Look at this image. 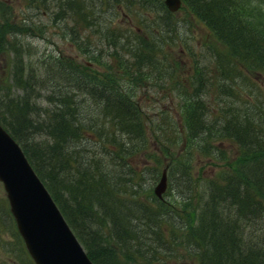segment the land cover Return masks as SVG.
I'll use <instances>...</instances> for the list:
<instances>
[{
    "label": "trees",
    "instance_id": "trees-1",
    "mask_svg": "<svg viewBox=\"0 0 264 264\" xmlns=\"http://www.w3.org/2000/svg\"><path fill=\"white\" fill-rule=\"evenodd\" d=\"M61 1L66 10L58 5L56 13L73 19L76 42L89 55L85 63L62 54L33 57L21 35L11 38L4 31L10 18L0 7V52L7 56L0 122L21 145L94 264H264V90L257 83L264 76V0H182L185 18L202 21L214 44L221 99L214 112L205 99L210 78L202 59L194 60L190 81L172 82L184 62L165 46L175 37H166L160 22L158 34H142L147 18L144 29L133 31L114 30L106 22V33L99 35L106 6L112 12L118 8L115 0L113 5L111 0ZM116 2L131 8L142 0ZM14 23L20 33L30 32L27 22ZM85 28L91 31L84 36L80 29ZM94 31L99 43L104 40L101 47L90 40ZM110 48L108 58L102 51ZM187 51L192 55L194 49L187 44ZM95 62L103 71L91 70ZM168 79L180 99L176 121L164 108L148 122L137 93L143 83ZM154 87L164 91L163 84ZM180 138L187 144L175 152ZM224 140L236 145L230 168L201 174L193 161L227 159ZM77 141H85L82 150L71 148ZM146 159L154 161L152 168ZM164 167L168 186L159 198L143 176H158Z\"/></svg>",
    "mask_w": 264,
    "mask_h": 264
},
{
    "label": "rangeland",
    "instance_id": "rangeland-1",
    "mask_svg": "<svg viewBox=\"0 0 264 264\" xmlns=\"http://www.w3.org/2000/svg\"><path fill=\"white\" fill-rule=\"evenodd\" d=\"M63 2L64 1L61 0H48V5H46L45 2L41 0H0V7H3L9 13L10 18V21L8 23H5L4 31L11 38H19V36L21 35V37H23V42L32 48L34 52L32 55L37 59L38 56L41 57L42 55L52 53L55 55H69L72 56L77 62L85 63V60L89 59V55L86 53V46L84 44L79 46L76 42V38L73 35V33H75V31H73V27L77 26H75L73 19H71L69 15L65 16V13H62L63 18L59 16L61 15V13H59V15L56 13L57 5H59V7L62 6V10H66V6ZM111 2L113 5V0H111ZM158 2L160 1L142 0V3L139 4L137 2L130 8L127 7L125 3L117 4L115 0V5L118 8L114 10V12H112L111 6H106L105 9L107 10V13L102 20L103 23H101V30L99 31V35L106 33V22L107 25H110L114 30H116L117 28L119 29V31H121V29H129V31H133L137 29H144L143 24L147 22V18H149V21L147 22L148 26H146V28L142 31V34L146 35V33H151V30H153L154 34H158L156 26L160 22L163 29L161 32H164V35L166 37H175V43L171 47L169 46V44H166L165 46L167 48H170L169 51L171 50V54L174 58H179L184 62L176 68L172 82L182 85L184 84V82L187 83V81H190L191 75L196 73L194 68V60L202 59L201 62L203 63L205 68L203 70L204 72H206V76L210 78V87L205 93V99L208 102L210 110H213V112L217 111V108L221 105L220 94H217V83L218 77L220 76L218 75V71H216L217 68L215 67L213 55L214 48H210V46L214 45L213 41L212 39L207 38V27L202 21L198 19L190 18L187 20L181 8L174 11V17L169 16L164 11V9L161 8L160 3ZM109 11H111V13ZM71 12L72 11L69 10V13ZM14 22H17L19 24L21 22H27V26H30L28 30L30 32H28L27 34L20 33L17 25ZM22 26H24V24H22ZM81 30L82 29H80L82 35L85 36L86 34L90 33L91 28H85L82 31ZM176 35H178V37H176ZM90 38L92 42L93 40H95L94 43L96 41L97 43H99L100 36L97 35V31H94ZM184 40H187L188 43H186V41ZM103 42L104 40L101 37V43ZM97 43H95L96 46L93 45V43L92 45L97 47ZM101 43H99V47H101ZM187 44H189L194 49L192 55L189 51H187ZM88 48H91V46H88ZM110 51H112V48H110L109 52L103 50L102 53L105 54L106 57L110 58L111 56L107 55L108 53H110ZM97 52H100V50H97ZM118 52L123 54L120 49ZM127 56L130 57V55ZM6 61L7 56L0 52V78L2 77V74L5 73L4 71ZM93 69L103 71L101 66L97 65L96 63L91 65V70L93 71ZM166 73L167 72H165V74ZM100 80L102 79H99V82H101V84L103 85L105 82ZM120 83L127 84L128 82L125 83L121 81ZM156 83H160L161 85L163 84L162 88L164 89L162 90L164 91H160L159 89L157 90V88L154 87V84L157 85ZM257 83L264 90L263 75L258 78ZM90 86L92 85L90 84ZM142 86L139 93H137V97L139 98V102L143 110L146 112L148 122H150L152 119H158V115H162L160 113V109L164 108L170 110L171 113L175 115L173 116V120L176 121L175 118L177 117L178 111L180 109L178 106L180 99L175 94V91L171 90V81L169 79L160 80L159 82L155 83L152 81L149 82V84L143 83ZM243 93L244 95H246L245 91H243ZM178 100L179 102H177ZM217 100L218 102H216ZM107 123L109 124V122ZM223 143L226 145L227 159H216L215 164H213L214 159H210L208 157H201L197 162L193 161L194 167L197 170L200 169L201 174L210 176L221 167L226 168L228 166L230 168V166L227 164L228 161H230L231 158L235 156L236 145H233L229 140H224ZM84 144L85 141H77L76 143H71V148H81L82 150ZM182 144L183 143L180 138L173 150L175 152L181 151L180 146ZM186 144L187 142L184 146L182 145L183 149L185 148ZM153 145L156 146V144L154 143ZM66 149L69 150L70 148L66 147ZM144 161L150 165L147 167L152 168L151 165L154 164V161L152 159H146ZM165 161L167 162L166 158ZM55 163H58L56 159ZM144 164L145 163H141V165ZM160 174L161 172L158 176L154 175V177H157L155 178V180L152 173H145V175L143 176V181L145 180L144 182L146 183V186L151 185L153 187L159 180ZM127 177L129 178L130 176ZM177 180L178 179H176V181ZM17 240L21 245L20 250L16 248L18 247ZM184 260V258H180L179 261L183 262ZM185 262L190 263L188 260H186ZM168 263L177 264L172 260H170ZM0 264H34L31 256L25 248L22 237L17 230L15 220H13L9 214V203L6 198L5 190L1 181Z\"/></svg>",
    "mask_w": 264,
    "mask_h": 264
},
{
    "label": "water",
    "instance_id": "water-1",
    "mask_svg": "<svg viewBox=\"0 0 264 264\" xmlns=\"http://www.w3.org/2000/svg\"><path fill=\"white\" fill-rule=\"evenodd\" d=\"M172 11L182 0H164ZM166 173L155 190L166 188ZM0 181L34 264H94L19 142L0 122Z\"/></svg>",
    "mask_w": 264,
    "mask_h": 264
},
{
    "label": "bare ground",
    "instance_id": "bare-ground-1",
    "mask_svg": "<svg viewBox=\"0 0 264 264\" xmlns=\"http://www.w3.org/2000/svg\"><path fill=\"white\" fill-rule=\"evenodd\" d=\"M163 1V4H164V6H165V8L169 11V12H173L171 9H169L168 7H167V5L165 4V1L164 0H162ZM44 2H45V4L46 5H48V0H44ZM43 3V2H42ZM41 3V4H42ZM40 4V5H41ZM45 6V5H44ZM58 6V5H57ZM181 6H182V4H181ZM49 7V6H48ZM44 8V7H43ZM158 53V52H157ZM158 55V54H157ZM94 61V60H93ZM163 61V60H162ZM96 63V62H95ZM94 63V64H95ZM99 64V63H98ZM101 66V65H100ZM102 67V66H101ZM88 71V70H87ZM151 72V71H150ZM93 73V72H92ZM88 74V73H87ZM117 77H120V75H117ZM137 77V76H136ZM142 78V77H141ZM129 79V78H128ZM137 79V78H136ZM133 80H134V78H133ZM138 81H139V79H137ZM141 80V79H140ZM133 83H134V81H133ZM141 83H142V81H141ZM185 83V82H184ZM139 84V83H138ZM158 84V83H157ZM130 84H127V86H129ZM132 85V84H131ZM182 85H184V84H182ZM137 86V85H136ZM190 86V85H189ZM160 87V86H159ZM182 87V86H181ZM180 88V87H179ZM149 89V88H148ZM126 91L127 92H129L131 95H132V93H134V89H131V90H129L128 89V87H126ZM134 96V95H133ZM50 99V98H49ZM52 107V106H51ZM49 108V107H48ZM162 116V115H161ZM92 122V121H91ZM98 122V121H97ZM132 122H134V121H132ZM141 123V122H140ZM94 124H95V122H94ZM137 124V123H136ZM135 124V125H136ZM103 126H105V125H103ZM92 127V126H91ZM96 126H94V128H95ZM105 128V127H104ZM104 128H103V130H104ZM106 129V128H105ZM117 130V129H116ZM95 131V130H94ZM137 131V130H136ZM98 132V131H97ZM88 133V132H87ZM82 134H84V133H82ZM97 134V133H96ZM106 135V134H105ZM87 136V135H86ZM98 136H101V135H98ZM40 137V136H39ZM102 137V136H101ZM88 138V137H87ZM134 138V137H133ZM86 139V138H85ZM138 139V138H137ZM136 139V140H137ZM102 142V141H101ZM126 158V157H125ZM165 170V173H166V176H165V178H166V183H168V175H167V168L166 167H164L163 169H162V171H161V174H160V177H159V180L156 182V184H155V186H154V189H153V192H154V194L157 196V197H159V198H162L163 197V195H164V193H165V191H166V189H167V186H168V184L166 185V188H165V190L161 193V196H158L157 194H156V190H155V188H156V186H157V184L159 183V181H160V179H161V176H162V173H163V171ZM39 176V175H38ZM40 177V176H39ZM41 179V178H40ZM43 182V181H42ZM44 183V182H43ZM45 184V183H44ZM46 186V185H45ZM48 189V188H47ZM62 193L63 194H65V195H68L69 194V191L68 190H65L64 192H63V190H62ZM5 194H6V192H5ZM51 194V193H50ZM52 195V194H51ZM64 195V197H66ZM53 197V196H52ZM6 198H7V196H6ZM71 201V200H70ZM96 201H98V200H96ZM95 202V201H94ZM98 203V202H97ZM101 203V202H100ZM58 205V204H57ZM97 205V204H96ZM100 206V205H99ZM59 207V206H58ZM60 208V207H59ZM98 209V208H97ZM61 210V209H60ZM62 212V211H61ZM63 213V212H62ZM9 214H10V216H11V218L13 219V220H15L14 218V215H13V213L11 212V210H10V208H9ZM64 215V214H63ZM73 230V229H72ZM74 231V230H73ZM75 233V232H74ZM76 234V233H75ZM77 236V235H76ZM79 239V238H78ZM23 243H24V241H23ZM25 245V244H24Z\"/></svg>",
    "mask_w": 264,
    "mask_h": 264
}]
</instances>
